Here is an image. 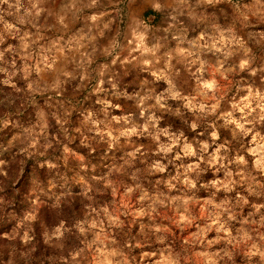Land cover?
Listing matches in <instances>:
<instances>
[{
	"label": "clouds",
	"instance_id": "1",
	"mask_svg": "<svg viewBox=\"0 0 264 264\" xmlns=\"http://www.w3.org/2000/svg\"><path fill=\"white\" fill-rule=\"evenodd\" d=\"M0 264H264V0H0Z\"/></svg>",
	"mask_w": 264,
	"mask_h": 264
}]
</instances>
